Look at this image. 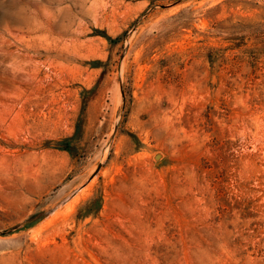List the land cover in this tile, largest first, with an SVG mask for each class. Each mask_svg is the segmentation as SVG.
Returning a JSON list of instances; mask_svg holds the SVG:
<instances>
[{
	"label": "rangeland",
	"instance_id": "1",
	"mask_svg": "<svg viewBox=\"0 0 264 264\" xmlns=\"http://www.w3.org/2000/svg\"><path fill=\"white\" fill-rule=\"evenodd\" d=\"M0 264H264V0H0Z\"/></svg>",
	"mask_w": 264,
	"mask_h": 264
}]
</instances>
